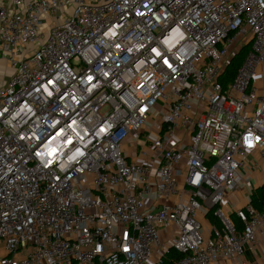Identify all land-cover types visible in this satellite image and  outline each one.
<instances>
[{
    "label": "built area",
    "instance_id": "2783aa9c",
    "mask_svg": "<svg viewBox=\"0 0 264 264\" xmlns=\"http://www.w3.org/2000/svg\"><path fill=\"white\" fill-rule=\"evenodd\" d=\"M0 58V264H252L264 0H0Z\"/></svg>",
    "mask_w": 264,
    "mask_h": 264
},
{
    "label": "crops",
    "instance_id": "0c3cea01",
    "mask_svg": "<svg viewBox=\"0 0 264 264\" xmlns=\"http://www.w3.org/2000/svg\"><path fill=\"white\" fill-rule=\"evenodd\" d=\"M12 73V69L8 62L4 58H0V85H2L8 78V75ZM183 132H179V136H182ZM184 143H181L182 146ZM254 157L248 158L249 166L243 169L245 175V182L238 187V190L234 193L238 205L242 203L244 196L249 194L250 190L255 189L260 182V177L262 174V166L253 164ZM205 227L209 228V223L205 222ZM245 258L249 260L252 264H264V238L259 241L254 252L250 246L246 247ZM215 264H232L230 261H221Z\"/></svg>",
    "mask_w": 264,
    "mask_h": 264
},
{
    "label": "trees",
    "instance_id": "16d2710c",
    "mask_svg": "<svg viewBox=\"0 0 264 264\" xmlns=\"http://www.w3.org/2000/svg\"><path fill=\"white\" fill-rule=\"evenodd\" d=\"M249 49H250V45L244 44L242 46L241 50L239 51V53L234 56L232 62L230 63V65L228 66V68L225 72V75L222 78L225 86L228 85V83H230L234 79L239 68L241 67L242 63L244 62V60H245V58L249 52ZM263 200H264V188H257L254 191V194L252 195V202L258 208H261ZM210 218H212V220L217 222V220L213 217L212 214H210ZM237 224H238V221H237ZM182 256H184V255L179 253L178 251H175V250L170 251V253L167 254L166 257H164V264H172L173 261L181 258Z\"/></svg>",
    "mask_w": 264,
    "mask_h": 264
},
{
    "label": "rangeland",
    "instance_id": "374dc122",
    "mask_svg": "<svg viewBox=\"0 0 264 264\" xmlns=\"http://www.w3.org/2000/svg\"><path fill=\"white\" fill-rule=\"evenodd\" d=\"M261 73H262L261 66H257V68H256V75L254 76L253 83H254V85L256 87L259 88L260 93H262L263 90H264V82L262 80ZM0 82H1V79H0Z\"/></svg>",
    "mask_w": 264,
    "mask_h": 264
}]
</instances>
